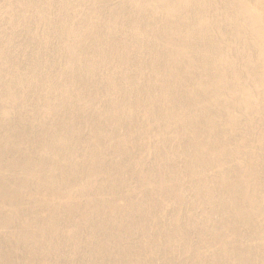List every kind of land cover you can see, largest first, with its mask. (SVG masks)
I'll return each mask as SVG.
<instances>
[{
	"label": "bare ground",
	"instance_id": "obj_1",
	"mask_svg": "<svg viewBox=\"0 0 264 264\" xmlns=\"http://www.w3.org/2000/svg\"><path fill=\"white\" fill-rule=\"evenodd\" d=\"M0 264H264V0H0Z\"/></svg>",
	"mask_w": 264,
	"mask_h": 264
}]
</instances>
